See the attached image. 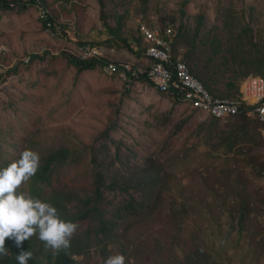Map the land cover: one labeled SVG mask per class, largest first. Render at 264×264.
I'll use <instances>...</instances> for the list:
<instances>
[{
  "label": "rangeland",
  "instance_id": "374dc122",
  "mask_svg": "<svg viewBox=\"0 0 264 264\" xmlns=\"http://www.w3.org/2000/svg\"><path fill=\"white\" fill-rule=\"evenodd\" d=\"M40 1L38 7L30 5L22 11H0V76L4 78L0 82V146L8 149L0 165L5 164L6 160H16L15 156L25 147L42 155L61 145L78 147L82 154L76 164L53 170L52 184L44 192L49 194V188L53 186H68L82 196L86 190H94L95 172L100 169L108 168L111 173L126 174L142 164L147 156L157 154L162 162L167 158L170 161V157L176 154L174 163L167 165L172 170L173 178L165 186L162 185L168 188L171 184L169 189L174 195L166 197L153 212L121 219L114 230L119 231V240L109 243L104 254H101L100 247L93 246L86 254L75 255L79 264H103L104 256L120 253L122 241L132 240L133 257L129 264H163L170 251L180 252L178 246L191 245L190 230L195 224L189 221L184 231L176 233L178 226L167 223L166 210L161 208L167 202L183 199L182 194L196 200L199 195H205V175L202 171L207 163L215 162L219 168L230 156L206 157L211 145L203 141L206 127L201 129V126L208 125L212 117L168 94L160 93L147 81L137 80L127 88L118 75L103 69L78 73L62 52L78 53V43L82 41L109 39L120 42L117 34L135 32L138 24H160L162 17L174 18V28L183 20L193 29L200 25L202 33L220 37L226 58L220 51L215 60L209 63L208 55L215 48L204 43L187 62L209 80L216 95L234 96L244 76L237 75L241 67L238 63H232L229 48L233 47L234 38L239 32L244 33L242 37L245 40L250 36L259 44V50L264 51V0ZM42 9L64 26V37L56 39L50 35L42 23ZM199 15L204 18L200 19ZM109 27L118 31L113 34ZM231 31L234 33L231 34ZM205 42H209L208 39ZM133 44L134 41L131 47ZM98 47L104 55L103 46ZM249 47L246 45L236 56L256 55L258 50L253 52L256 49ZM117 48L119 53L125 55L122 58L128 56L132 59L131 50ZM179 50L183 58L186 48L179 47ZM34 53L43 55V58L31 59ZM12 67L16 71L7 73ZM232 81L236 86L229 85ZM234 120L218 119L217 123L220 129H225ZM261 133L264 137V126ZM196 144V152L190 153L191 159L185 158L187 149ZM255 151L263 152L264 149ZM95 155L98 160L93 162ZM4 157H7L5 161ZM241 167H244L241 162L240 167L233 166L240 180L238 189L245 195L243 183H248L250 206L254 212L245 222L248 230L238 247L231 246L229 251L232 256L229 258L235 264H264V177L253 176L248 166L244 170ZM210 168L208 184L211 186L212 180L221 173L213 166ZM29 187L28 180L18 190L29 192ZM214 187L219 191V186ZM104 196L101 207L108 209L112 215L118 202L123 200V195L106 190ZM212 206V210L216 211L217 206ZM203 222L213 225L209 218ZM97 224V221L89 218L79 220L72 235L92 237ZM158 233H163L161 240L164 243L172 241L176 246H158ZM223 234L226 238V229H223ZM236 237L232 243L237 241ZM38 247L36 245V250ZM49 250L50 253L57 252L50 247ZM222 258L224 261L228 259L226 255ZM37 260V264L52 262L48 253H39Z\"/></svg>",
  "mask_w": 264,
  "mask_h": 264
},
{
  "label": "trees",
  "instance_id": "16d2710c",
  "mask_svg": "<svg viewBox=\"0 0 264 264\" xmlns=\"http://www.w3.org/2000/svg\"><path fill=\"white\" fill-rule=\"evenodd\" d=\"M144 2L148 0H143ZM40 0H0V11L17 10L22 11L28 6H39ZM42 4V3H41ZM180 13L183 15L184 10L181 8ZM121 17V16H118ZM200 19H203V15H199ZM46 19L42 18L43 26H46ZM49 20H55L52 16H49ZM56 21V20H55ZM106 23V22H105ZM175 19L168 17H162L161 23L156 24L162 28L175 26ZM60 25V34L65 35L66 30L64 26ZM154 26V25H151ZM119 28V27H118ZM174 28V27H173ZM201 26L194 29L187 26L182 20L174 28L175 37L172 43V52L175 58L179 57V47L186 48L185 54H183V61L187 62L189 57L194 56V52L199 48L201 44L209 43L210 46L215 49L212 50V54L208 55V62L215 60V56L223 52V57H227L226 50L222 48V40L218 36H210L209 33H202L200 31ZM110 32L118 31V29L110 28ZM195 30V31H194ZM245 31V30H244ZM234 32L231 31V34ZM203 34V36H202ZM244 34V33H243ZM242 33L238 32L237 37L234 38L233 47L229 48L231 55V61L233 64H237L241 67L238 76H244L245 80L250 75H261L264 77V51H260L259 44L253 41L249 36L246 40L243 39ZM64 37V36H63ZM120 38L119 41L102 39L101 41H82L79 45L93 46H108V47H126L136 53H144L147 48L145 37L140 30V24L137 25L135 32L127 31L124 35L117 34ZM208 39L209 42H205ZM134 41L133 47L131 42ZM197 42V43H196ZM246 45L251 49H256V55H241L237 57V52L243 51ZM249 47V48H250ZM248 53V52H247ZM63 56L67 58L70 64L74 65L78 73L85 70H93L96 68L102 69V65L107 60L105 56H92L88 58H82L76 53L64 50ZM240 55V53H238ZM251 54V53H250ZM146 57V55H145ZM248 57V58H247ZM43 58V55L32 54L31 59ZM147 59V58H146ZM147 61V60H146ZM147 63V62H146ZM191 72L202 81L205 87L210 91L213 96L216 95L215 90L209 83L207 78L201 76L202 73L197 71L193 65H189ZM15 72L16 68H10L6 72ZM2 76V75H1ZM0 82L4 80L1 78ZM137 81H147L151 84L145 74L135 78ZM242 80V81H243ZM230 86H236L234 81L229 83ZM237 88V87H236ZM163 93V92H160ZM164 94H169L165 93ZM241 92L238 90L234 96L225 95L219 97H239ZM174 98V96L172 97ZM178 99V98H176ZM235 119L234 123H231L228 128L220 129L218 126V118L212 117L209 124L201 126V129L206 127L205 144H210L211 148L206 157H219L223 155H230L226 157L218 168L215 162L207 163L202 173L205 175L204 192L205 195H199L196 199H188L185 194H182L183 199L167 202L164 204L162 210H166V217L168 222L173 227L178 226L176 233L184 231L188 222L191 221L194 227L191 228L190 234L192 240H190L189 247L178 246L180 252L170 251L167 260L163 264H235L233 259L229 258L231 255V246L237 248L241 238L245 235V231L248 230V225L245 223L250 215L254 212L252 206H250V192L248 191V183L244 182L243 192L238 189V178L235 174L233 166L240 167V162L244 167L251 169V174L255 177H264V151L257 152L256 149H264V137L262 136L261 129L264 126L263 123L258 121L255 117L248 114V109L242 111L240 114L230 117ZM183 122V121H182ZM180 127V126H179ZM16 145V144H15ZM169 145V144H168ZM197 144L188 148L185 153V158L191 159V151L196 152ZM28 147H25L26 149ZM23 149V150H24ZM29 149V148H28ZM195 150V151H194ZM8 152L7 147L1 148L0 146V160ZM37 153L40 156V164L36 173L29 178V194L35 198L42 199L54 205L59 215L67 220L79 223V220L92 219L97 221L92 237H84L83 235H72L70 237V246L67 249L57 250L56 253H50L49 248H46L45 242L38 238V235L34 233L31 237L25 240L20 248H17L14 242L8 238H5V247L7 254L0 256V264H18L15 257L23 249L32 252V256L28 259L27 264H37V256L39 253H48L49 259H52L50 264H79L80 261L75 255L86 254L87 251L93 247L98 246L101 248V254H104L108 249V244L118 241L119 231H114L116 226H119V222L124 217H130L131 215H140L144 212H153L158 205L162 203L166 197H172L171 184L168 188H163L162 185H166L169 180L173 178L172 170L167 168L168 164L174 163L173 158L176 154L170 157V161L167 158L164 161H160V156L154 154L144 158L142 164H138L137 168L130 169L126 174H118L108 168L106 170L100 169L95 172L94 177V190H86L84 195L80 196L68 186H53L49 189L51 192L45 194L44 190L47 186L52 184V174L58 167H62L69 164H76L81 156V151L78 147H70L61 145L54 149H50L44 155ZM219 153V155H217ZM20 152L15 156L19 158ZM93 162L98 159L94 156ZM7 157H4L5 161ZM184 159V158H182ZM185 160V159H184ZM186 161V160H185ZM11 162L6 160L5 164H1L0 167H5ZM232 165V166H231ZM217 169L221 174H218L212 180L213 185L208 184V174H210V167ZM244 167H241L244 170ZM222 169V172H221ZM106 172V173H105ZM59 176V175H57ZM108 180H110L108 182ZM204 181V180H203ZM67 185V184H65ZM219 186V191L214 187ZM223 187V188H221ZM169 189V190H165ZM106 190L115 191L118 194L123 195V200L118 202L117 206L113 210L114 214L111 215L108 209L101 207V202L104 200V192ZM20 191H23L21 189ZM169 195H167V192ZM174 197L173 199H175ZM215 205L216 211L212 210ZM144 215H142L143 217ZM209 218L213 225L203 222L204 219ZM226 220V222H225ZM200 222V223H197ZM199 224V225H197ZM201 224V225H200ZM175 225V226H174ZM223 229L227 230V237H223ZM188 233V232H187ZM196 233V235H195ZM163 233L156 234V240L158 246L167 248L168 245L176 246L172 241L164 243L161 240ZM201 235V236H200ZM200 236V237H199ZM237 236V237H236ZM237 238L235 243H232L233 238ZM170 236H168V240ZM166 240V241H168ZM196 241V243H195ZM222 242H225L223 244ZM36 245L39 247L36 250ZM120 253L125 256V264L130 263V259L133 257L131 249L133 247L132 240L127 242H121ZM186 248V249H185ZM254 253L256 251H253ZM223 253V254H221ZM224 255L228 257L227 261L222 258ZM108 256H104V261ZM104 264V263H103Z\"/></svg>",
  "mask_w": 264,
  "mask_h": 264
},
{
  "label": "built area",
  "instance_id": "2783aa9c",
  "mask_svg": "<svg viewBox=\"0 0 264 264\" xmlns=\"http://www.w3.org/2000/svg\"><path fill=\"white\" fill-rule=\"evenodd\" d=\"M41 17L46 19L45 28L53 38L63 37L60 25L55 20H49L44 9ZM45 20V21H46ZM140 30L149 45L145 49L147 63L138 65L132 61L106 60L102 69L107 73L118 75L127 88L136 81L135 78L145 74L151 84L159 92L169 93L178 97L191 108L204 111L218 119H228L248 109V114L264 124V77L250 75L241 84L239 97L213 96L190 70L189 65L181 58H175L172 52V43L175 30L169 26L162 28L159 25L146 26L140 24ZM76 53L82 58L103 55L100 47L79 45Z\"/></svg>",
  "mask_w": 264,
  "mask_h": 264
},
{
  "label": "clouds",
  "instance_id": "9594fccd",
  "mask_svg": "<svg viewBox=\"0 0 264 264\" xmlns=\"http://www.w3.org/2000/svg\"><path fill=\"white\" fill-rule=\"evenodd\" d=\"M39 164V154L26 148L18 159L0 167V256L7 254L5 238L20 248L34 233L54 252L70 246L77 223L62 218L51 203L18 190L36 173ZM31 256L32 252L22 249L15 259L18 264H27ZM104 264H125V256L122 253L111 255Z\"/></svg>",
  "mask_w": 264,
  "mask_h": 264
},
{
  "label": "crops",
  "instance_id": "0c3cea01",
  "mask_svg": "<svg viewBox=\"0 0 264 264\" xmlns=\"http://www.w3.org/2000/svg\"><path fill=\"white\" fill-rule=\"evenodd\" d=\"M145 42H146L147 45L150 44L149 41L146 40V39H145ZM103 49H104V55L103 56H105L106 59L110 60V61H120V60L123 59V60H127V61H132L133 63L138 64V65H145L146 62H147L145 54L141 53V52L140 53H136L135 51H131V52H133V56H131L132 59H129V58H127L128 56L126 58H122L125 55H123L122 53H119L118 48L115 47V46H113V47L103 46ZM118 54H120V55H118ZM178 55H179L178 58H181L180 53ZM239 91L241 92V87H239ZM168 95L173 97V95H171V94H168ZM176 98H178V97L174 96L175 100H177L179 102H182L179 98L178 99H176ZM184 123L185 122H183V124Z\"/></svg>",
  "mask_w": 264,
  "mask_h": 264
}]
</instances>
